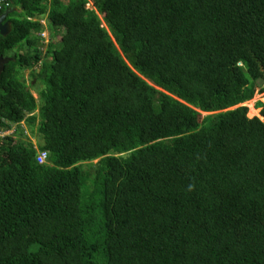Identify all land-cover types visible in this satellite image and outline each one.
<instances>
[{
	"label": "trees",
	"instance_id": "obj_1",
	"mask_svg": "<svg viewBox=\"0 0 264 264\" xmlns=\"http://www.w3.org/2000/svg\"><path fill=\"white\" fill-rule=\"evenodd\" d=\"M3 5L0 264H264V0Z\"/></svg>",
	"mask_w": 264,
	"mask_h": 264
},
{
	"label": "rangeland",
	"instance_id": "obj_2",
	"mask_svg": "<svg viewBox=\"0 0 264 264\" xmlns=\"http://www.w3.org/2000/svg\"><path fill=\"white\" fill-rule=\"evenodd\" d=\"M4 5H1L0 6V8H2ZM88 8H93L92 7V3H90L89 5H88ZM6 11H8L6 8H3V11H2V14L4 13V12H6ZM18 11V10H17ZM42 23H43V25H44V20L42 21ZM46 24V23H45ZM103 27H105V25H103ZM47 31H49V29H47ZM47 35L46 34H44V37H46ZM17 52V51H16ZM20 53H24V51L22 50V51H20ZM2 72V71H1ZM0 75H1V73H0ZM28 75H29V73L28 72H26L25 73V78L27 79V82H26V85L27 86H29V88L31 89V92H32V94L36 97V99H37V101L39 102V96H38V93H37V89H35L34 88V84L36 83V81L35 82H31L30 81V79H29V77H28ZM39 91V90H38ZM258 102H260V103H262V104H264V92L262 93V92H258V91H256V93H255V95H254V98H253V100L252 101H250V102H247L246 104H243V105H246V106H249L250 108H255L254 106H255V104H257ZM260 110V109H259ZM203 117H204V115H203ZM249 118V117H248ZM252 119V118H251ZM15 127V125H13V128ZM12 128V129H13ZM4 132H6L7 134H4L3 136L4 137H8L9 135H11L13 132L12 131H4ZM26 135H28L30 138V141L32 142V144L35 146V147H37V139L36 138H34V137H32L31 135H30V133H29V130H28V132L26 131V129H25V132H24ZM39 144V143H38ZM97 161H94L93 163H96Z\"/></svg>",
	"mask_w": 264,
	"mask_h": 264
},
{
	"label": "water",
	"instance_id": "obj_3",
	"mask_svg": "<svg viewBox=\"0 0 264 264\" xmlns=\"http://www.w3.org/2000/svg\"><path fill=\"white\" fill-rule=\"evenodd\" d=\"M14 11H15V9H13V8L12 9H8V11H6L3 14L0 15V35L3 36V37H6L9 34L10 30H11V24L9 22L5 21V19L9 15V13L14 12ZM8 61H9L8 58L0 57V73H1V70L3 69L4 65L6 63H8ZM243 107H247L248 109L250 108L249 106H246V105H243ZM258 118L260 120L263 119V117L261 115Z\"/></svg>",
	"mask_w": 264,
	"mask_h": 264
},
{
	"label": "built area",
	"instance_id": "obj_4",
	"mask_svg": "<svg viewBox=\"0 0 264 264\" xmlns=\"http://www.w3.org/2000/svg\"><path fill=\"white\" fill-rule=\"evenodd\" d=\"M9 0H0V6L1 5H3L4 3H5V5H7V2H8ZM4 134H7V133H0V137H4L3 135ZM45 158H46V154L45 153H41L40 155H39V162L40 163H43L44 162V160H45Z\"/></svg>",
	"mask_w": 264,
	"mask_h": 264
},
{
	"label": "clouds",
	"instance_id": "obj_5",
	"mask_svg": "<svg viewBox=\"0 0 264 264\" xmlns=\"http://www.w3.org/2000/svg\"><path fill=\"white\" fill-rule=\"evenodd\" d=\"M28 77H29V75H28ZM34 82V81H33ZM32 82V83H33ZM32 93V92H31ZM34 96V95H33ZM35 97V96H34ZM36 98V97H35ZM244 104H246V103H244ZM243 106V105H242ZM255 107V106H254ZM261 110V109H260ZM261 115V114H260ZM253 118H255V117H253ZM252 118V119H253ZM256 118H258V117H256ZM251 119V118H250ZM264 119V118H263ZM262 122H264V120H261ZM22 124V123H21ZM13 132V131H12ZM0 133H6V132H4V131H0ZM12 135V134H11ZM10 136V135H9Z\"/></svg>",
	"mask_w": 264,
	"mask_h": 264
},
{
	"label": "flooded vegetation",
	"instance_id": "obj_6",
	"mask_svg": "<svg viewBox=\"0 0 264 264\" xmlns=\"http://www.w3.org/2000/svg\"><path fill=\"white\" fill-rule=\"evenodd\" d=\"M9 22V21H8Z\"/></svg>",
	"mask_w": 264,
	"mask_h": 264
}]
</instances>
